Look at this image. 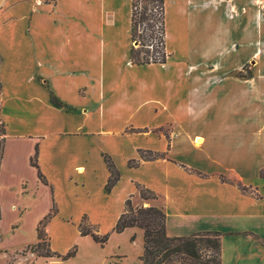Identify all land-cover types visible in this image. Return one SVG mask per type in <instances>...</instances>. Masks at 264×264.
Here are the masks:
<instances>
[{"label":"crops","instance_id":"obj_1","mask_svg":"<svg viewBox=\"0 0 264 264\" xmlns=\"http://www.w3.org/2000/svg\"><path fill=\"white\" fill-rule=\"evenodd\" d=\"M131 13V0H0V258L50 214L62 254L67 235L47 229L72 222L77 192L68 245H90L82 218L116 223L138 184L169 237L219 232L220 264H264V188L240 189L264 185V0H164L163 64L131 62ZM103 155L119 172L109 193Z\"/></svg>","mask_w":264,"mask_h":264},{"label":"trees","instance_id":"obj_2","mask_svg":"<svg viewBox=\"0 0 264 264\" xmlns=\"http://www.w3.org/2000/svg\"><path fill=\"white\" fill-rule=\"evenodd\" d=\"M136 1L131 0V23L130 34L132 42H136L139 45L138 49L134 47L130 50V60L133 64H163L166 61V53L164 51V21H163V4L164 0H145L149 4H156L161 10V37L160 43L162 51L150 52L146 49V44L143 41L136 40L134 38V30L138 27V24H143L149 20L147 15V7H144L143 13L139 20L136 19ZM153 27L152 25H148ZM144 40V38H143ZM151 53V54H150ZM53 103L57 106H61L60 102L52 98ZM156 156L140 154L142 161L153 160ZM0 159H1V146H0ZM104 162L109 171V178L105 185V191L109 193L112 187L119 179V172L115 168L110 157L103 155ZM140 161L129 162L130 167L137 166ZM38 177L43 181V176L39 173ZM259 178L264 180V169L260 170ZM136 189L139 197L144 201L157 199V196L148 189L140 185H136ZM241 191L249 193V188L241 187ZM54 210V209H53ZM54 213V211L52 212ZM52 214L45 217L37 225V241L30 245L27 249L32 253L35 258H57L62 261H67L75 257L76 247L70 249L66 254L62 255L50 250L49 238H45L43 228H45ZM85 219L82 218L81 222ZM137 228L142 231L143 234V254L140 257V264H220V236L219 232H200L184 237H169L166 234V215L163 208H158L153 205L137 206L133 207L131 203V197L124 202L123 212L117 219L112 231L115 233H122L125 229ZM78 231L81 236H90L92 240L100 245L104 246L108 241V235L96 234L90 229H85L82 223L78 225ZM214 236V237H213ZM208 259L204 263V256H208Z\"/></svg>","mask_w":264,"mask_h":264},{"label":"rangeland","instance_id":"obj_3","mask_svg":"<svg viewBox=\"0 0 264 264\" xmlns=\"http://www.w3.org/2000/svg\"><path fill=\"white\" fill-rule=\"evenodd\" d=\"M145 6L147 7L146 13L149 16V20L144 22L143 24H138V27H136V29L134 30V38L136 40L143 41L147 45L146 49H148V51H150L151 53L158 50L162 51L160 43L161 10L156 4L152 5L147 3L145 0H137V20H139ZM149 24L153 27H149ZM134 48L138 49L139 45L137 44V46H135ZM95 188L97 189V187ZM263 188V184L259 185L256 188H254V186L249 187V194H252L254 196L260 195ZM77 195L78 198L74 202H72V204L65 207V214L72 219V222L67 223V226H63L59 222H53L51 223L49 230L47 229V232L49 231V233L54 236V239L56 241L59 239L58 235L63 232L67 235L69 242H72V240L76 237L75 226L73 225V222H75L79 218L81 211L85 208L84 200L81 196L82 194L80 192H77ZM131 203L133 207H137L140 205H153L158 208H163L158 198L155 200L144 202L139 197V195L131 198ZM90 208H92L93 210H98L97 204H91ZM81 223L83 228L90 229L96 234H107V243L104 246H100L94 243L93 240L89 237L87 238V241H89L90 245H84L82 239L78 237L77 241H75L72 245H68V242L66 246L69 247H67L66 249V246L58 245L61 249L60 253H62V255L66 254L73 247H76V255L72 260H69L68 263H61L60 261L48 262L43 259H33L31 258V253L28 251V249L24 250V248H22L19 251L10 252L6 255H3L0 258V264H140L139 259L143 254V234L141 230L133 228L122 233L113 232L112 229L114 227L115 221H113L112 215L104 216L103 219H100V222H96L94 225L88 222L86 218ZM43 232H45V228H43ZM44 235L45 238L48 237L46 233H44ZM6 242H4V244ZM209 254H211L212 256V252H208V256H204V263L206 262L208 257H210Z\"/></svg>","mask_w":264,"mask_h":264},{"label":"water","instance_id":"obj_4","mask_svg":"<svg viewBox=\"0 0 264 264\" xmlns=\"http://www.w3.org/2000/svg\"><path fill=\"white\" fill-rule=\"evenodd\" d=\"M138 43L134 42V45L137 46Z\"/></svg>","mask_w":264,"mask_h":264}]
</instances>
